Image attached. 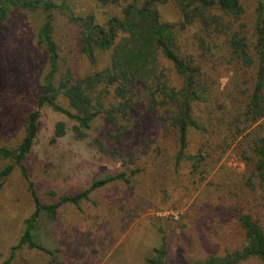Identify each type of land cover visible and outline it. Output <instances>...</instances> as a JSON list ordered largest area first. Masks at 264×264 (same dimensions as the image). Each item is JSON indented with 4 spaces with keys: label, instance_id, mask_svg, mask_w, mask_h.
I'll use <instances>...</instances> for the list:
<instances>
[{
    "label": "rangeland",
    "instance_id": "obj_1",
    "mask_svg": "<svg viewBox=\"0 0 264 264\" xmlns=\"http://www.w3.org/2000/svg\"><path fill=\"white\" fill-rule=\"evenodd\" d=\"M50 1L55 4L48 13L51 33L62 69L69 68L81 78L107 67L108 52L94 51V64L90 63L81 49L80 29L60 7L78 17L93 15L96 23L104 25L111 16L120 15L126 0ZM258 1L264 3L240 0L243 13L237 27L248 39ZM159 12L161 23L174 26L176 51L200 63L202 81L211 91L209 105L202 109L206 130L191 131L186 150L187 158L201 159L199 168L194 169L188 159L177 164L176 136L160 112L145 118L143 108L136 107L126 118H118L114 127L100 116L80 138L74 119L44 106L24 162L42 203L55 204L109 176L123 174L126 180L92 190L78 205H61L53 221L40 215L32 237L43 251L27 246L12 250L34 211L27 183L13 166L0 187V264L10 253V264H146L162 243L164 264H196L242 245L238 216L259 217L264 230V193L256 188V180L246 187L256 159L250 143L264 134V121L239 137L232 135L236 125L229 129L235 118L228 113L239 109L249 95L252 71L234 61L230 64L216 52L222 38L202 43L197 26L181 29L174 2L159 6ZM46 16L41 8L10 7L0 26V147L19 145L25 120L36 110L49 70L37 42ZM167 75L177 88L179 78L169 67ZM59 104L74 114L66 99L60 97ZM58 122L65 124L60 138L54 135ZM7 165L13 163L0 159V171ZM238 264L264 262L250 258Z\"/></svg>",
    "mask_w": 264,
    "mask_h": 264
},
{
    "label": "trees",
    "instance_id": "obj_2",
    "mask_svg": "<svg viewBox=\"0 0 264 264\" xmlns=\"http://www.w3.org/2000/svg\"><path fill=\"white\" fill-rule=\"evenodd\" d=\"M65 3V0L63 1ZM174 2L180 15L179 26L185 29L197 26L202 43L205 40L222 38L223 45L215 49L227 62H237L242 68L250 69L251 90L237 110H230L232 135L239 137L249 128L264 121V3L258 1L256 19L251 38L237 27L243 13L240 0H126L120 15L111 16L102 25L95 22L93 15L76 16L64 5L60 7L68 19L80 29L81 49L90 63L94 64V51L109 53L107 67L76 78L71 69H62L58 46L52 38L49 12L55 6L50 0H0V26L10 7L25 10L43 9L47 15L38 31L37 42L44 49L48 61L36 110L25 120V134L14 149L0 147V159L9 160L0 171V187L11 173L13 166L18 168L31 197L34 211L25 220V229L17 246L12 250L27 246L43 249L33 242L34 222L43 215L53 221L57 209L66 203L78 205L88 198L92 190L111 182L125 181L123 174L109 176L92 183L89 189L73 196H63L55 204H44L39 199L34 184L29 180L25 159L31 152L37 133L39 111L44 106L60 112L77 123L76 136L82 138L83 130L102 116L111 127L117 119H124L136 107H142L144 117L151 118L157 111L164 115L163 121L174 130L177 149L176 162L191 160L193 168H199L201 159L186 157L191 131L203 133L206 130L204 110L211 100V91L202 81L199 62L189 55L182 56L176 51L174 26L161 23L159 6ZM116 3V0L112 1ZM61 6V5H60ZM210 43V42H209ZM210 48V52L214 50ZM171 68L179 78L180 84L172 86L167 68ZM66 99L74 114L62 109L59 98ZM140 109V108H138ZM229 110V109H228ZM151 113V114H149ZM65 124L55 125L54 135H64ZM116 138L119 134L116 133ZM119 141V139H116ZM250 152L256 158L255 167L250 172L246 187L256 180V188L264 193V134L255 137L250 143ZM127 182V181H126ZM257 192V190L255 191ZM242 231V245L223 256H209L196 264H238L250 258L264 262V230L259 217L242 214L237 217ZM165 244L155 250L146 264H164ZM13 254L3 264H10Z\"/></svg>",
    "mask_w": 264,
    "mask_h": 264
}]
</instances>
